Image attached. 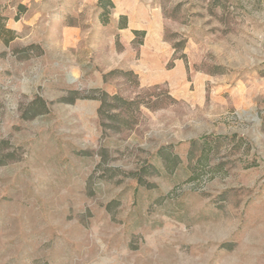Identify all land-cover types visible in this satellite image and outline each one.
<instances>
[{"label":"rangeland","instance_id":"obj_1","mask_svg":"<svg viewBox=\"0 0 264 264\" xmlns=\"http://www.w3.org/2000/svg\"><path fill=\"white\" fill-rule=\"evenodd\" d=\"M0 264H264V0H0Z\"/></svg>","mask_w":264,"mask_h":264},{"label":"trees","instance_id":"obj_2","mask_svg":"<svg viewBox=\"0 0 264 264\" xmlns=\"http://www.w3.org/2000/svg\"><path fill=\"white\" fill-rule=\"evenodd\" d=\"M115 100H120V101H122L123 103H125V104H127V103H131V101H126V100H122V98H120V97H118V96H114L113 97ZM116 115V114H115Z\"/></svg>","mask_w":264,"mask_h":264}]
</instances>
